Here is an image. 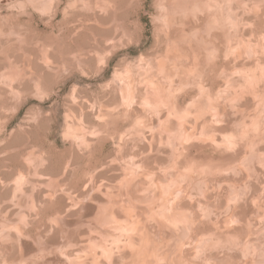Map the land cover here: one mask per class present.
<instances>
[{
  "label": "rangeland",
  "instance_id": "1",
  "mask_svg": "<svg viewBox=\"0 0 264 264\" xmlns=\"http://www.w3.org/2000/svg\"><path fill=\"white\" fill-rule=\"evenodd\" d=\"M0 264H264V0H0Z\"/></svg>",
  "mask_w": 264,
  "mask_h": 264
}]
</instances>
